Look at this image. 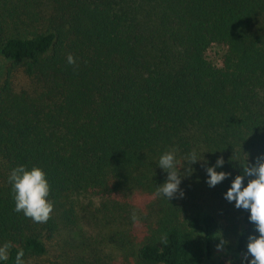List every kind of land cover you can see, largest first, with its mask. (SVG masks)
<instances>
[{
    "label": "trees",
    "instance_id": "16d2710c",
    "mask_svg": "<svg viewBox=\"0 0 264 264\" xmlns=\"http://www.w3.org/2000/svg\"><path fill=\"white\" fill-rule=\"evenodd\" d=\"M0 56V245H12L0 264L20 249L43 264L47 241L77 264L105 246L120 264H246L259 233L224 194L240 162L264 155V0H0ZM170 150L184 195L169 201L157 188ZM193 150L202 160L190 165ZM219 157L230 175L210 187ZM20 164L46 173V223L14 211L8 176Z\"/></svg>",
    "mask_w": 264,
    "mask_h": 264
},
{
    "label": "clouds",
    "instance_id": "9594fccd",
    "mask_svg": "<svg viewBox=\"0 0 264 264\" xmlns=\"http://www.w3.org/2000/svg\"><path fill=\"white\" fill-rule=\"evenodd\" d=\"M67 63L78 68L76 58L69 54ZM188 163L192 165L199 158L198 153L193 150L187 157ZM223 157H219L214 166L206 169L208 174L207 184L210 187L226 179L230 173L217 171L216 168L223 165ZM175 151H165L158 160V165L164 169L168 175L166 181L157 188V194H162L169 201L179 192L180 197L184 193L179 188L181 184L180 169L177 167ZM243 168V175H236L231 182V186L224 194L229 202H235L237 209H243L250 213L249 221L255 225L259 235L250 234L247 243V252L244 253L243 261L246 264H264V155L257 157L255 164H249L247 158L240 162ZM189 171L188 173H190ZM251 177L247 185H244V177ZM8 181L12 186L13 199L15 201L14 211L23 213L26 218H30L36 223H46L54 210V201L49 200L50 184L46 178V173L39 166L28 169L20 164L10 171ZM132 219H138L136 212L133 211ZM161 243H167V235L160 238ZM228 243L221 238L217 245L218 249ZM12 245L5 242L0 245V261H7ZM251 257L249 260L248 257ZM24 250L17 251L15 264H25L23 259Z\"/></svg>",
    "mask_w": 264,
    "mask_h": 264
},
{
    "label": "rangeland",
    "instance_id": "374dc122",
    "mask_svg": "<svg viewBox=\"0 0 264 264\" xmlns=\"http://www.w3.org/2000/svg\"><path fill=\"white\" fill-rule=\"evenodd\" d=\"M223 50L224 47L222 45L213 44L207 51L208 59L212 63L220 65V56ZM7 69H8V62L0 56V77H3L5 72H7ZM11 71H12L11 74H12L13 82L17 88L30 89L32 87L31 81L29 80V78L26 77V75L20 69H14ZM204 197L205 194L201 197V199ZM138 199H139L138 204L145 206L147 201L145 200L144 196H141ZM86 228L87 230H91L89 226H86ZM91 232L93 233V231ZM46 244L47 246H49V251L46 257L42 259L43 264H77L75 263L76 261L74 255L75 252L60 249L58 245L55 244L54 241L51 242L47 241ZM96 252L97 253L95 252H92L90 254L88 253L85 256L86 262H88V264H90V262H94L93 264H101V256L103 254L111 257L110 259H107L108 262L109 260H111V262L116 261L118 264H120L121 260L119 259L120 258L119 252L115 247L105 246L96 249ZM220 254L224 255L225 251L222 250ZM95 256L99 257L98 259H96L97 261H95L94 259L92 260V258Z\"/></svg>",
    "mask_w": 264,
    "mask_h": 264
}]
</instances>
